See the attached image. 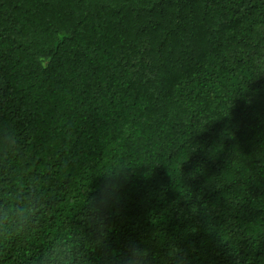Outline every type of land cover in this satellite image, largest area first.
<instances>
[{
	"label": "trees",
	"instance_id": "trees-1",
	"mask_svg": "<svg viewBox=\"0 0 264 264\" xmlns=\"http://www.w3.org/2000/svg\"><path fill=\"white\" fill-rule=\"evenodd\" d=\"M5 131L0 213H40L0 264H264V0H0Z\"/></svg>",
	"mask_w": 264,
	"mask_h": 264
},
{
	"label": "clouds",
	"instance_id": "clouds-1",
	"mask_svg": "<svg viewBox=\"0 0 264 264\" xmlns=\"http://www.w3.org/2000/svg\"><path fill=\"white\" fill-rule=\"evenodd\" d=\"M2 133L0 135V146L15 151L18 147L15 134L8 131ZM124 170L125 167H118L102 172L104 175V185L98 197L100 203L107 204L109 190L113 193L118 192L114 181L122 176ZM39 213L40 209L36 207L35 201H29L26 205H21L20 207L14 206L11 209V215H9L8 211L0 213V246L7 245L19 235L28 233L33 228H38L37 218ZM97 231L99 236L102 237L104 232L100 223L97 225ZM73 238L72 248L66 247L68 241L65 240L59 245H54L51 249L45 250L42 255L49 261H56L57 264H85V255H77L82 247L84 238L77 233L73 234ZM170 257L173 260V264H183L179 249H173L170 252ZM123 264H151V260L146 249L131 244L123 257Z\"/></svg>",
	"mask_w": 264,
	"mask_h": 264
}]
</instances>
